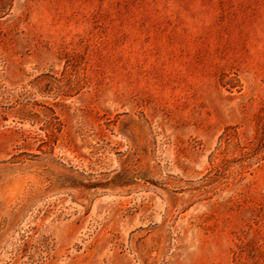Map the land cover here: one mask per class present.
Segmentation results:
<instances>
[{
  "label": "rangeland",
  "instance_id": "obj_1",
  "mask_svg": "<svg viewBox=\"0 0 264 264\" xmlns=\"http://www.w3.org/2000/svg\"><path fill=\"white\" fill-rule=\"evenodd\" d=\"M0 264H264V0H0Z\"/></svg>",
  "mask_w": 264,
  "mask_h": 264
}]
</instances>
